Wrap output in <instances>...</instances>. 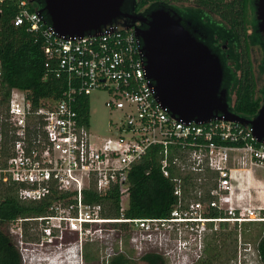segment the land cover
I'll use <instances>...</instances> for the list:
<instances>
[{"label": "built area", "instance_id": "built-area-1", "mask_svg": "<svg viewBox=\"0 0 264 264\" xmlns=\"http://www.w3.org/2000/svg\"><path fill=\"white\" fill-rule=\"evenodd\" d=\"M19 1L13 24L43 37L46 67L64 89L59 99L35 105L30 91L13 88L0 109V184L17 186L21 201H51L46 215L8 223L18 249L28 224L41 234L30 244L70 247L66 263L79 257L84 264V247L94 243L104 247L101 261L109 264L124 252L125 225L140 259L155 253L167 264H196L207 235L222 222H264V178L255 185L246 180L264 171V143L251 126L172 117L156 99L134 28L116 22L95 34L64 36L27 7L29 0ZM97 90L110 94L105 105L120 115L106 136L91 130L89 97ZM150 154L173 184L175 207L167 217L127 219L131 174ZM91 191L116 192L122 217L105 218L101 204L88 202ZM214 211L223 216H209ZM19 251L22 264L38 261L28 249Z\"/></svg>", "mask_w": 264, "mask_h": 264}, {"label": "trees", "instance_id": "trees-1", "mask_svg": "<svg viewBox=\"0 0 264 264\" xmlns=\"http://www.w3.org/2000/svg\"><path fill=\"white\" fill-rule=\"evenodd\" d=\"M138 4L139 9L147 6L150 10L163 6L171 8L183 18V24L191 32L197 29L195 36L220 56L225 67L223 87L228 90L230 110L247 120L257 115L264 101V89L258 91L252 55L254 48L262 51L259 68L260 74L264 75V35L258 28L256 0H138ZM27 7L31 11L41 10L44 4L41 0H29ZM19 10V0H0V61L3 66L0 78L1 110H5L13 88L30 91L35 105L41 104L44 99H59L64 89L61 79L55 78L51 68L46 67L43 37L29 32L26 27L13 24ZM43 16L49 24L47 15L43 13ZM131 183L129 206L123 214L125 218H162L170 215L176 204L174 187L162 175L156 156L150 154L135 167ZM87 199L104 207L105 218L122 217L116 192L100 196L91 191ZM50 205L49 200L39 203L21 201L17 186L0 184V264H22L20 251L8 231V223L21 217L46 215ZM209 216L218 218L223 213L214 211ZM121 226L124 252L112 258L109 264H135L130 235L125 225ZM229 226L230 223L222 222L218 231L207 235L203 255L196 264H223L234 260L238 236L244 244L254 245L259 261L264 264V222H245L239 228L235 225L232 230H229ZM29 234L26 224L25 236ZM102 249L104 247L99 244H86L83 252L85 261L102 260ZM140 260L144 264H167L162 255L155 253L147 254Z\"/></svg>", "mask_w": 264, "mask_h": 264}, {"label": "water", "instance_id": "water-1", "mask_svg": "<svg viewBox=\"0 0 264 264\" xmlns=\"http://www.w3.org/2000/svg\"><path fill=\"white\" fill-rule=\"evenodd\" d=\"M31 2L39 0H30ZM51 25L60 35L85 36L101 32L113 23L129 19L145 28H134L142 41L148 77L156 87V99L172 117L208 123L225 119L251 126L254 137L264 143V101L257 115L247 120L234 114L223 87L225 67L218 54L198 39L173 9L158 7L147 16L126 10L129 0H41ZM256 18L264 35V0H256Z\"/></svg>", "mask_w": 264, "mask_h": 264}, {"label": "rangeland", "instance_id": "rangeland-1", "mask_svg": "<svg viewBox=\"0 0 264 264\" xmlns=\"http://www.w3.org/2000/svg\"><path fill=\"white\" fill-rule=\"evenodd\" d=\"M120 23L122 25H125V23L123 22ZM262 57H263L262 51L259 48H254L252 58L254 62L256 75L258 77V86H257L258 91L264 89V75L260 74V68H259L262 61ZM89 99H90V114H91V130L96 135H100V136L109 135L112 129L110 124L118 122V119L120 117L119 113L111 112L105 105V103L110 99V94L107 91L97 90L91 94ZM258 176L259 178L263 179L264 171L259 170ZM251 184H253V182H251ZM235 227H236L235 225L230 224L229 230H232ZM39 239L41 241L40 233L30 232V234L27 237H25L26 244L23 245V248L20 247L19 249V250L21 249L23 250L24 248L28 249V254L33 255L35 256V258L38 259V261L33 264H70V263H66L68 259H66L65 256L66 254L64 255L66 251L68 252L70 248L69 246H64L62 248H59L51 244L50 245L46 244L47 246L40 247L38 245L29 243L36 241L40 242L38 241ZM69 239L71 238L69 237ZM130 249L132 248L130 247ZM236 250H237L236 258L234 260H229L228 262H225L223 264H262L259 261V256L256 252L254 245L252 244L248 246L244 244V241L240 236H238ZM103 254H104V249H102L101 251V257L103 256ZM71 259L73 260V264H81L79 261V257H71ZM133 260L135 264H144L140 260V257L137 256V254L134 255ZM63 261H65V263ZM30 264L32 263L30 262ZM84 264H103V263L101 259L99 261H94V262H86L84 259Z\"/></svg>", "mask_w": 264, "mask_h": 264}, {"label": "flooded vegetation", "instance_id": "flooded-vegetation-1", "mask_svg": "<svg viewBox=\"0 0 264 264\" xmlns=\"http://www.w3.org/2000/svg\"><path fill=\"white\" fill-rule=\"evenodd\" d=\"M138 6H139L138 0H129L128 4L126 5V10L128 11L129 14H132L133 16H141V15L147 16V13H150L152 11V10H150L149 6L142 8V9H139ZM119 22H123V23L134 25L137 27L140 26V27L145 28V25L139 21L124 19V20L119 21ZM195 33H198L197 29L194 30V35H195ZM198 39H200V38H198ZM224 48H226V46H224Z\"/></svg>", "mask_w": 264, "mask_h": 264}, {"label": "crops", "instance_id": "crops-1", "mask_svg": "<svg viewBox=\"0 0 264 264\" xmlns=\"http://www.w3.org/2000/svg\"><path fill=\"white\" fill-rule=\"evenodd\" d=\"M258 173H259V170L256 171L253 175H247L246 177V180L250 181V182H253V184L255 185L256 184V179H260L259 176H258Z\"/></svg>", "mask_w": 264, "mask_h": 264}]
</instances>
